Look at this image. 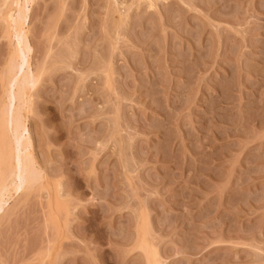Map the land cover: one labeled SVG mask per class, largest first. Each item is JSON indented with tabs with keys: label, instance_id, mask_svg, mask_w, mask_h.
I'll use <instances>...</instances> for the list:
<instances>
[{
	"label": "rangeland",
	"instance_id": "obj_1",
	"mask_svg": "<svg viewBox=\"0 0 264 264\" xmlns=\"http://www.w3.org/2000/svg\"><path fill=\"white\" fill-rule=\"evenodd\" d=\"M24 5L0 0V177L11 106L38 173L0 264H264V0H30L27 110Z\"/></svg>",
	"mask_w": 264,
	"mask_h": 264
},
{
	"label": "bare ground",
	"instance_id": "obj_2",
	"mask_svg": "<svg viewBox=\"0 0 264 264\" xmlns=\"http://www.w3.org/2000/svg\"><path fill=\"white\" fill-rule=\"evenodd\" d=\"M29 1L30 0H25V5L23 6V13L19 12L20 14L18 15V17H16L17 19H13L15 21L12 20L13 22H15V30H16L15 35L18 38L17 40L18 41V46H17L18 54L17 55L19 56L20 63H19V66H17V69L12 71L14 69L13 68L11 70L13 73L9 74L11 76V77L9 76L10 81L8 79L9 88H10V91H12L14 84L17 85L16 83L18 82V80L22 78V81H23V83L21 82L22 88L19 92H20V96L22 97V100L24 103L23 107L25 103L28 101L27 95L29 94V90H31L37 84V79H36L35 74H32L33 72L30 73L31 71L30 70V55H31L32 47L28 41V33L26 30V22L28 19L27 3ZM20 10L21 9H19V11ZM25 66L27 67V69L23 71V74H20L21 70L24 69ZM18 94L17 96L19 97ZM11 107L9 109L10 112L8 113L9 119L7 123H9L8 124L9 127H10V124L13 127L12 129L14 133L13 136L15 137L14 140H16V143L15 141L14 143L16 144V146L15 147L13 146L14 153H11L12 151L11 152L7 151L11 149H7L6 150L7 152H4L3 161L5 160L6 162L5 164H7L8 166L12 162H14V167H12V169L10 170V166H11L10 165L8 167L9 168L8 170V168H6L7 165L4 164L5 165L4 168L7 170L4 171L3 169L2 171L4 172L2 176L0 177V208L5 202V195L10 196V194L13 191H19L22 188L24 191L27 188H29V186H31L36 180V176L38 173L36 167L34 166V157H33L32 150H31L32 148L31 139L28 136L27 137L25 136V132L28 131V125H27L28 116L26 115L27 113L26 114L23 113V116H22V114L20 113L22 109L19 106L17 108L18 110H16L15 112H11ZM26 108L24 107L25 110H27ZM8 126H7V129H8Z\"/></svg>",
	"mask_w": 264,
	"mask_h": 264
}]
</instances>
